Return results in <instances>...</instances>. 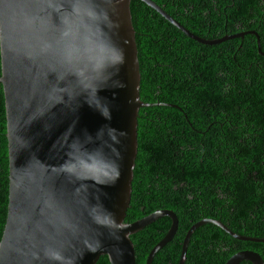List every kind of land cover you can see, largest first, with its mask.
Instances as JSON below:
<instances>
[{
	"label": "water",
	"instance_id": "water-1",
	"mask_svg": "<svg viewBox=\"0 0 264 264\" xmlns=\"http://www.w3.org/2000/svg\"><path fill=\"white\" fill-rule=\"evenodd\" d=\"M191 39H205L152 0H140ZM256 47L259 49L258 37ZM263 54L264 52H259ZM0 85L7 162V202L0 264H135L129 235L148 240L143 264L173 236L177 218L155 209L124 222L136 154L139 71L129 0H0ZM169 218L155 242V219ZM217 225L201 218L185 231L176 264H183L193 230ZM263 264L237 250L223 264Z\"/></svg>",
	"mask_w": 264,
	"mask_h": 264
},
{
	"label": "trees",
	"instance_id": "trees-1",
	"mask_svg": "<svg viewBox=\"0 0 264 264\" xmlns=\"http://www.w3.org/2000/svg\"><path fill=\"white\" fill-rule=\"evenodd\" d=\"M205 39L243 32L215 44L197 42L140 0H129L139 71V99L172 105L141 106L136 154L124 222L155 209L175 213L172 238L155 264H176L186 229L199 218L219 220L237 234L264 237V0H213L209 21L199 22L211 0H152ZM228 4V5H227ZM201 7V8H200ZM258 37L259 49L256 47ZM7 202V162L0 85V234ZM155 242L170 220L157 218ZM135 264L148 240L129 235ZM264 242L238 240L205 223L190 234L183 264H223L237 250ZM96 264H109L102 255ZM238 264H250L240 261Z\"/></svg>",
	"mask_w": 264,
	"mask_h": 264
},
{
	"label": "flooded vegetation",
	"instance_id": "flooded-vegetation-1",
	"mask_svg": "<svg viewBox=\"0 0 264 264\" xmlns=\"http://www.w3.org/2000/svg\"><path fill=\"white\" fill-rule=\"evenodd\" d=\"M209 3L212 4L213 7H207L208 9L201 8L202 10L197 13L198 21L199 22H210L209 16H210V9L216 8L215 2L211 0ZM228 5V4H227Z\"/></svg>",
	"mask_w": 264,
	"mask_h": 264
},
{
	"label": "clouds",
	"instance_id": "clouds-1",
	"mask_svg": "<svg viewBox=\"0 0 264 264\" xmlns=\"http://www.w3.org/2000/svg\"><path fill=\"white\" fill-rule=\"evenodd\" d=\"M192 33V32H191ZM160 209H162V208H160ZM165 209H167V208H165ZM174 213V212H173ZM175 214V213H174ZM166 217V216H165ZM202 218H207V217H202ZM199 219H201V218H199ZM198 219V220H199ZM156 220V219H155ZM205 224V223H204ZM177 227V226H176ZM163 247V246H162Z\"/></svg>",
	"mask_w": 264,
	"mask_h": 264
}]
</instances>
